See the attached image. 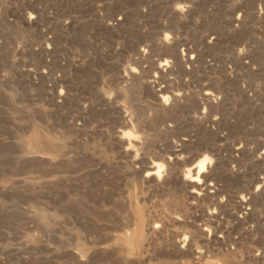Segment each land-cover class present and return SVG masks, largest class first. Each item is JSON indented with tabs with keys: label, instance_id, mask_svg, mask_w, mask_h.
<instances>
[{
	"label": "rangeland",
	"instance_id": "obj_1",
	"mask_svg": "<svg viewBox=\"0 0 264 264\" xmlns=\"http://www.w3.org/2000/svg\"><path fill=\"white\" fill-rule=\"evenodd\" d=\"M0 264H264V0H0Z\"/></svg>",
	"mask_w": 264,
	"mask_h": 264
},
{
	"label": "bare ground",
	"instance_id": "obj_2",
	"mask_svg": "<svg viewBox=\"0 0 264 264\" xmlns=\"http://www.w3.org/2000/svg\"><path fill=\"white\" fill-rule=\"evenodd\" d=\"M186 2V1H185ZM179 17V16H178ZM174 25V24H173ZM180 25V24H179ZM178 28V27H177ZM173 50V49H172ZM165 63H167V62H165ZM162 64H164V63H162ZM166 65V64H165ZM163 67V66H162ZM163 70H164V68H162ZM159 72V71H158ZM163 72V71H162ZM161 76V75H160ZM146 82V81H145ZM150 83H152L151 81H150ZM163 87V86H162ZM164 88V87H163ZM160 90V89H159ZM207 95V94H206ZM183 98V97H182ZM175 100V99H174ZM200 100V99H199ZM203 100V99H202ZM195 101V100H194ZM193 101V102H194ZM181 102V101H180ZM197 102V101H196ZM210 102V101H209ZM199 103V102H198ZM174 104H176V102L174 103ZM173 104V105H174ZM195 104V103H194ZM198 108V107H197ZM203 116V115H202ZM201 116V117H202ZM197 117V116H196ZM122 125H124V124H122ZM126 126V125H125ZM124 127V126H123ZM123 139V138H122ZM123 143V142H122ZM126 143V142H125ZM183 143V142H182ZM129 144V143H128ZM132 144V143H131ZM49 147V146H48ZM127 147V146H126ZM132 148V147H131ZM43 149V148H42ZM128 149V148H127ZM133 149V148H132ZM142 149V148H141ZM177 151V150H176ZM127 152V151H126ZM30 153V152H29ZM195 156V155H194ZM191 157V156H190ZM183 158V157H182ZM204 158V157H203ZM202 158V159H203ZM192 159V158H191ZM167 160V159H166ZM179 162V161H178ZM195 165V164H194ZM198 165V164H197ZM166 166V165H165ZM203 166H204V162H203V160H201V162H200V165H199V167H198V170L195 172V176L191 179V181H197L198 180V177H199V174L201 173V171H202V169H203ZM191 171V170H190ZM156 173H157V171H156ZM152 174H155V172H146V176H149V175H152ZM144 175V176H145ZM159 175V174H158ZM201 175V174H200ZM210 175V174H209ZM143 176V177H144ZM202 176V175H201ZM210 178V177H209ZM212 178V177H211ZM157 179V178H156ZM190 179V178H189ZM67 180V179H66ZM164 180V179H163ZM203 181V180H202ZM59 183V182H58ZM217 183V182H216ZM164 184V183H163ZM51 185V184H50ZM194 185H196V184H194ZM193 186V185H192ZM208 187V186H207ZM205 188H206V186H205ZM260 192V191H259ZM256 194V193H255ZM235 196V195H234ZM194 198V197H193ZM205 198V197H204ZM235 198V197H234ZM192 199V198H191ZM221 200V199H220ZM247 202H249V201H247ZM213 203V202H212ZM211 203V204H212ZM217 203V202H216ZM168 204V203H167ZM166 204V205H167ZM170 204H172V203H170ZM219 204V203H218ZM194 205V204H193ZM216 205V204H215ZM238 205V204H237ZM179 207V206H178ZM177 207V208H178ZM181 208V207H180ZM211 208V207H210ZM179 209V208H178ZM181 209H183V208H181ZM180 209V210H181ZM213 214V213H212ZM182 216V215H181ZM216 217V216H215ZM147 223H149V222H147ZM147 223H145V224H147ZM152 224V223H151ZM154 226H156V225H154ZM150 227V226H149ZM147 228V227H146ZM152 230V229H151ZM158 234V233H157ZM177 234V233H176ZM153 239V238H152ZM186 239V238H185ZM184 240V239H183ZM151 242V241H150ZM188 248V247H187ZM190 250H192L191 249V247L189 248ZM189 252V251H188Z\"/></svg>",
	"mask_w": 264,
	"mask_h": 264
}]
</instances>
